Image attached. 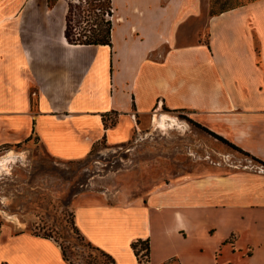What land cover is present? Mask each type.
<instances>
[{"label":"crops","instance_id":"crops-1","mask_svg":"<svg viewBox=\"0 0 264 264\" xmlns=\"http://www.w3.org/2000/svg\"><path fill=\"white\" fill-rule=\"evenodd\" d=\"M70 2L0 0V148L37 138L81 160L167 110L264 166V0L212 15L203 0H111V46L68 41ZM74 216L117 264H138V240L150 264H264V168L199 173ZM0 264L69 263L54 240L5 227Z\"/></svg>","mask_w":264,"mask_h":264},{"label":"rangeland","instance_id":"rangeland-1","mask_svg":"<svg viewBox=\"0 0 264 264\" xmlns=\"http://www.w3.org/2000/svg\"><path fill=\"white\" fill-rule=\"evenodd\" d=\"M250 1L253 0H203L206 15ZM99 2L103 9L92 10ZM109 6V0H71L66 31L77 38L90 28L97 29L101 19L110 20L103 15ZM97 17L99 21L95 22ZM162 113L176 118L178 125L154 127L156 117L153 122L147 119L128 143L112 146L102 141L82 161L50 156L37 138L20 146L0 148V156L14 149L28 153L29 161L26 167L17 163L11 176L0 178V197L10 201L7 205L0 204L1 229L9 227L14 233L23 231L40 236L53 229V236L67 237L73 244L79 242L78 233L83 236L80 231L76 232L77 206L128 203L207 171L264 168L258 161L206 133L195 121L189 120L188 113L167 110Z\"/></svg>","mask_w":264,"mask_h":264},{"label":"trees","instance_id":"trees-1","mask_svg":"<svg viewBox=\"0 0 264 264\" xmlns=\"http://www.w3.org/2000/svg\"><path fill=\"white\" fill-rule=\"evenodd\" d=\"M97 1V0H96ZM100 1V0H98ZM110 1V6L108 7V10L105 11L103 15H109L111 16V0ZM50 3H53V0H50ZM93 5V4H92ZM94 7L92 10H99L103 9V5L101 2L96 3V5H93ZM225 11V10H224ZM222 12V11H221ZM99 18H96L95 22H98ZM97 25V29H92L90 28L89 30L85 31V34L79 35L77 38H72L69 35L68 30L66 31V37L68 41L72 44H78V45H108L111 46V31H112V22L111 20L108 19H101ZM89 32V35L86 33ZM200 127L202 130H204L206 133L209 135L213 136L215 139L227 144L234 150L245 154L250 157L247 153L243 152L241 149L236 147L235 145L227 142L226 140L222 139L221 137L215 135L214 133L208 131L207 129L201 127L200 125H197ZM105 141V140H104ZM20 146V145H17ZM96 145L93 147L92 151L88 155V157L92 154V152L95 150ZM87 157V158H88ZM86 158V159H87ZM83 160V159H82ZM81 160V161H82ZM256 160V159H254ZM54 230H51V233L45 234L42 236L43 238L46 239H52L54 240L61 248L62 250V255L64 260L69 263V264H117L114 258L106 253L105 251L101 250L100 248L96 247L93 245L91 242L86 240L83 236L80 235L79 230L76 229V232L78 233L77 240L79 242L71 243L67 237H62L60 235L59 237L53 236ZM68 233V232H67ZM69 236L70 233H68ZM61 240V241H60ZM78 250L82 252V254H74L71 250ZM132 249L135 252V255L138 259V264H150V242L149 240H138L132 244ZM145 263H143V261Z\"/></svg>","mask_w":264,"mask_h":264},{"label":"clouds","instance_id":"clouds-1","mask_svg":"<svg viewBox=\"0 0 264 264\" xmlns=\"http://www.w3.org/2000/svg\"><path fill=\"white\" fill-rule=\"evenodd\" d=\"M17 163L21 167H26L29 163L28 153L24 151L16 152L14 149H9L4 156H0V178L3 176H11L12 168L16 166ZM8 203H10V201H8L7 197H0V204L7 205ZM3 215H7V213H3ZM176 220L179 227H184L180 213L176 214Z\"/></svg>","mask_w":264,"mask_h":264},{"label":"bare ground","instance_id":"bare-ground-1","mask_svg":"<svg viewBox=\"0 0 264 264\" xmlns=\"http://www.w3.org/2000/svg\"><path fill=\"white\" fill-rule=\"evenodd\" d=\"M158 118H155L154 127H160V128H170L178 125V120L176 118L168 115V114H162L160 116H157Z\"/></svg>","mask_w":264,"mask_h":264},{"label":"built area","instance_id":"built-area-1","mask_svg":"<svg viewBox=\"0 0 264 264\" xmlns=\"http://www.w3.org/2000/svg\"><path fill=\"white\" fill-rule=\"evenodd\" d=\"M111 12H112V15L109 17V15H107L108 16V18L112 21V19H113V14H114V11H113V9H111Z\"/></svg>","mask_w":264,"mask_h":264}]
</instances>
